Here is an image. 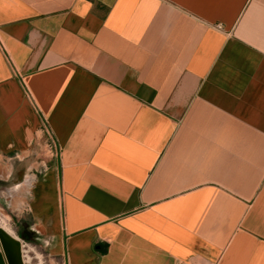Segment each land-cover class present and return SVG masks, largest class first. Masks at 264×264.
<instances>
[{"label": "crops", "instance_id": "0c3cea01", "mask_svg": "<svg viewBox=\"0 0 264 264\" xmlns=\"http://www.w3.org/2000/svg\"><path fill=\"white\" fill-rule=\"evenodd\" d=\"M27 176L65 264H264V0H0V189Z\"/></svg>", "mask_w": 264, "mask_h": 264}, {"label": "rangeland", "instance_id": "374dc122", "mask_svg": "<svg viewBox=\"0 0 264 264\" xmlns=\"http://www.w3.org/2000/svg\"><path fill=\"white\" fill-rule=\"evenodd\" d=\"M41 170L42 168H37V172ZM33 173L36 172L32 170L28 176L31 177ZM28 176L18 188L20 194L0 189V233L20 242L23 264H65L64 257L56 252L51 240L39 231H36V234L29 230L32 220L28 211V198H18L20 195L23 197V193L30 187ZM21 234L25 238H22ZM0 254L3 257V263L8 264L1 250Z\"/></svg>", "mask_w": 264, "mask_h": 264}, {"label": "water", "instance_id": "95a60500", "mask_svg": "<svg viewBox=\"0 0 264 264\" xmlns=\"http://www.w3.org/2000/svg\"><path fill=\"white\" fill-rule=\"evenodd\" d=\"M2 183L0 182V186ZM0 233V250L3 252L6 263L8 264H23L20 252V242L9 238L6 235ZM0 264H2V258L0 256Z\"/></svg>", "mask_w": 264, "mask_h": 264}, {"label": "bare ground", "instance_id": "6f19581e", "mask_svg": "<svg viewBox=\"0 0 264 264\" xmlns=\"http://www.w3.org/2000/svg\"><path fill=\"white\" fill-rule=\"evenodd\" d=\"M1 252H2V251H1ZM3 255H4V254H3ZM0 256H1V258H2V264H4V263H3V257H2V255H1V254H0Z\"/></svg>", "mask_w": 264, "mask_h": 264}, {"label": "trees", "instance_id": "16d2710c", "mask_svg": "<svg viewBox=\"0 0 264 264\" xmlns=\"http://www.w3.org/2000/svg\"><path fill=\"white\" fill-rule=\"evenodd\" d=\"M21 236V235H20Z\"/></svg>", "mask_w": 264, "mask_h": 264}]
</instances>
